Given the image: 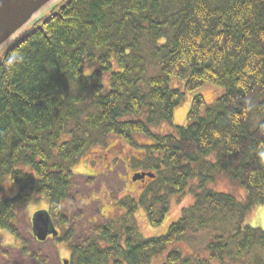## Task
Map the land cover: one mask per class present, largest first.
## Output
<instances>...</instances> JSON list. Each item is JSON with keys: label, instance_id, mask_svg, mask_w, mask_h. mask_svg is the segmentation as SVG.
<instances>
[{"label": "trees", "instance_id": "16d2710c", "mask_svg": "<svg viewBox=\"0 0 264 264\" xmlns=\"http://www.w3.org/2000/svg\"><path fill=\"white\" fill-rule=\"evenodd\" d=\"M207 83L225 94L154 131ZM111 135L135 174L156 178L115 204L121 214L79 226L74 168ZM222 176L248 199L212 189ZM7 180L18 189L0 196V229L21 241L18 209L43 198L60 233L48 241L70 264H153L168 250L161 264H264V231L246 224L264 207V0H63L0 59L1 193ZM187 196L165 235H141L139 211L157 228Z\"/></svg>", "mask_w": 264, "mask_h": 264}, {"label": "rangeland", "instance_id": "374dc122", "mask_svg": "<svg viewBox=\"0 0 264 264\" xmlns=\"http://www.w3.org/2000/svg\"><path fill=\"white\" fill-rule=\"evenodd\" d=\"M177 82L179 86H182L183 82L173 81L170 87L177 89L178 86L175 85ZM225 92V89L207 83L194 92L186 93L183 102L174 111L172 121L163 123L159 128H154V131L158 134H170L176 127L187 126L190 123L188 114L195 97L202 96L206 106H210L214 105ZM138 141L142 145L149 143V140L145 138H139ZM129 150L130 148H126L120 139L111 135L106 146L91 149L86 156L79 160V165L74 168L75 174L79 176L75 192L80 193V201L83 202L78 209H76L78 205L74 204L75 210L84 214L79 226L88 225V219H91L93 223H101L106 222L105 218L116 217L121 214L115 207L118 201L128 196L137 198L141 194V186L132 181L137 170L130 166ZM222 177L223 180L212 185V189L232 194L242 201L248 199V192L245 189L230 183L225 176ZM17 189L18 186L7 180L0 196L13 197L16 195ZM194 201L193 196H187L182 200L174 199L170 214L157 228L150 225L144 211H139L136 215L139 232L145 238L165 235L170 225L180 219L183 209L190 207ZM98 207L100 213H97ZM47 209L48 202L40 197H36L31 204L18 209L15 225L18 228L21 241L14 239L8 231L0 229V238L4 246L0 249V264H35L29 257L22 254L23 242L28 243L30 254L37 255L43 264H63L64 260H69L70 251L66 244H58L54 241L39 243L33 237L32 218L38 211ZM246 224L264 231V207L255 206L249 213ZM184 245L182 246L184 247ZM168 252L169 250L161 257L156 258L153 264L163 263Z\"/></svg>", "mask_w": 264, "mask_h": 264}, {"label": "water", "instance_id": "95a60500", "mask_svg": "<svg viewBox=\"0 0 264 264\" xmlns=\"http://www.w3.org/2000/svg\"><path fill=\"white\" fill-rule=\"evenodd\" d=\"M63 0H0V59L3 52L23 34L37 25ZM155 179L152 173H138L133 182ZM33 236L39 243H45L50 237L58 238L59 232L48 210H41L32 218ZM63 264H70L64 260Z\"/></svg>", "mask_w": 264, "mask_h": 264}, {"label": "flooded vegetation", "instance_id": "af4514ba", "mask_svg": "<svg viewBox=\"0 0 264 264\" xmlns=\"http://www.w3.org/2000/svg\"><path fill=\"white\" fill-rule=\"evenodd\" d=\"M113 167H114V165H113ZM146 182H147V180H146ZM145 182V183H146ZM145 183H142V182H137L136 184L137 185H139V186H141L140 188H141V193L143 192V190L147 187V186H145Z\"/></svg>", "mask_w": 264, "mask_h": 264}]
</instances>
